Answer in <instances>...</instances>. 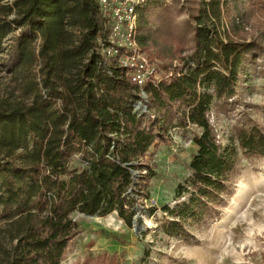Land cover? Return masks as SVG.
<instances>
[{"label":"trees","instance_id":"1","mask_svg":"<svg viewBox=\"0 0 264 264\" xmlns=\"http://www.w3.org/2000/svg\"><path fill=\"white\" fill-rule=\"evenodd\" d=\"M231 1L249 0H191L193 12L176 0H149L138 10L141 45L183 11L192 41L180 68L144 86L148 103L140 112L134 110L137 86L116 56L101 53L105 32L97 0H0V65L27 79L25 87L36 85L28 102L0 92V220H11L17 231L6 264H59L79 233L74 211L116 212L131 227L154 174L145 157L173 127L199 131L175 203L160 206L158 231L189 242L190 228L220 214L232 194L238 148L264 156L262 129L242 124L233 141L222 144L209 119L212 107L233 108L258 58L255 42L219 31ZM32 68L39 81H29ZM149 255L144 249L136 264H148Z\"/></svg>","mask_w":264,"mask_h":264},{"label":"rangeland","instance_id":"2","mask_svg":"<svg viewBox=\"0 0 264 264\" xmlns=\"http://www.w3.org/2000/svg\"><path fill=\"white\" fill-rule=\"evenodd\" d=\"M176 1L179 8L193 12V8L188 9L194 7L191 0ZM226 10L223 9L219 25L222 37L255 42L258 58L250 67L248 86L238 88L233 108L225 112L211 108L209 119L222 144L233 141L237 126L242 124L264 131V0L231 1ZM12 17L10 14L9 18ZM185 17L189 18V13L183 11L175 19L157 25L148 40L143 45L139 43L143 55L161 77L180 68L188 59L186 51L192 41ZM12 34L3 39L5 47ZM35 71L36 68L29 70V81H39ZM26 80L6 72L0 65V92L5 95L28 102L36 85L27 88ZM56 103L61 105L59 100ZM198 131L192 125L170 128L165 139L150 148V155L145 157L154 173L145 184L149 197L138 199L131 227L116 212L105 216L71 213L79 233L69 241L59 264H136L144 249L150 253L148 264H264V156L248 155L242 148H238L232 194L217 217L190 228L193 236L189 242L168 238L158 231V219L163 216L160 206L175 203L174 190L189 173L188 163L196 150L191 138ZM77 161L75 156L74 162ZM152 207L156 208L153 213L148 211ZM14 228L11 220H0V264H6L15 243Z\"/></svg>","mask_w":264,"mask_h":264},{"label":"built area","instance_id":"3","mask_svg":"<svg viewBox=\"0 0 264 264\" xmlns=\"http://www.w3.org/2000/svg\"><path fill=\"white\" fill-rule=\"evenodd\" d=\"M148 1L97 0L105 32L104 41H100L101 53L106 57L116 56L118 65L126 70L128 79L137 86L136 111L140 107L146 110L144 86L157 85L163 78L143 55L137 39L138 10Z\"/></svg>","mask_w":264,"mask_h":264}]
</instances>
